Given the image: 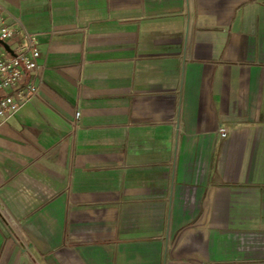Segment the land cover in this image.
Wrapping results in <instances>:
<instances>
[{"label": "crops", "instance_id": "0c3cea01", "mask_svg": "<svg viewBox=\"0 0 264 264\" xmlns=\"http://www.w3.org/2000/svg\"><path fill=\"white\" fill-rule=\"evenodd\" d=\"M0 5L41 53L0 120V264H264V0Z\"/></svg>", "mask_w": 264, "mask_h": 264}, {"label": "built area", "instance_id": "2783aa9c", "mask_svg": "<svg viewBox=\"0 0 264 264\" xmlns=\"http://www.w3.org/2000/svg\"><path fill=\"white\" fill-rule=\"evenodd\" d=\"M0 5V40L7 45L23 33V42L13 52L0 48V120H8L18 113L23 104L39 96V87L29 77L38 69L40 49L36 37L20 25H7ZM10 48V47H9ZM80 114L71 122L77 128ZM220 133L227 136V129Z\"/></svg>", "mask_w": 264, "mask_h": 264}, {"label": "water", "instance_id": "95a60500", "mask_svg": "<svg viewBox=\"0 0 264 264\" xmlns=\"http://www.w3.org/2000/svg\"><path fill=\"white\" fill-rule=\"evenodd\" d=\"M0 44H2L7 51H11L9 46L6 43H4L3 41L0 40Z\"/></svg>", "mask_w": 264, "mask_h": 264}]
</instances>
